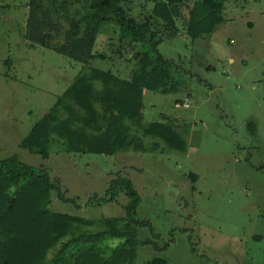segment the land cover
<instances>
[{
  "label": "rangeland",
  "instance_id": "obj_1",
  "mask_svg": "<svg viewBox=\"0 0 264 264\" xmlns=\"http://www.w3.org/2000/svg\"><path fill=\"white\" fill-rule=\"evenodd\" d=\"M31 1L0 0V160L16 156L46 169L72 200L60 201L53 192L50 209L97 222L126 217L129 199L123 192L115 202L103 200L113 180L131 181L141 197L136 219L149 223L139 240L166 247H139L138 263L163 258L169 264H264V0H227L215 32L197 41L179 21L181 34L158 47L176 63L180 87L167 95L147 92L144 122H174L185 151L156 150L146 139L147 151L138 154L69 155L56 145L48 160L20 144L82 65L53 47L29 44ZM128 1L136 18L153 7L149 0ZM196 1L182 6V18H189ZM113 35L109 26L95 51L105 52ZM91 67L123 78L132 69L119 59L96 60ZM121 244L106 240L102 248L108 252Z\"/></svg>",
  "mask_w": 264,
  "mask_h": 264
},
{
  "label": "trees",
  "instance_id": "obj_2",
  "mask_svg": "<svg viewBox=\"0 0 264 264\" xmlns=\"http://www.w3.org/2000/svg\"><path fill=\"white\" fill-rule=\"evenodd\" d=\"M149 1L153 7L144 18L132 16L128 0L30 2L29 44L53 47L82 70L21 142V149L44 160L56 145L69 155L115 156L146 152L145 141L151 139L156 150L185 151L174 122H144V97L147 92L167 95L179 90L176 63L158 50L181 34L178 22L194 41L211 36L223 20L227 0H197L188 19L181 10L188 0ZM109 26L115 27L116 36L107 38L105 52H96L98 37ZM118 59L131 65L128 78L91 67L96 60ZM59 186L44 168L31 167L16 156L0 160V264H169L163 258L137 262L139 247H166L154 239L139 240V230L149 223L136 219L141 197L131 181L113 180L103 200L115 202L123 192L129 199L126 217L99 222L53 212V192L60 201L72 202ZM97 225L102 231L91 233ZM106 240L122 244L106 252Z\"/></svg>",
  "mask_w": 264,
  "mask_h": 264
},
{
  "label": "built area",
  "instance_id": "obj_3",
  "mask_svg": "<svg viewBox=\"0 0 264 264\" xmlns=\"http://www.w3.org/2000/svg\"><path fill=\"white\" fill-rule=\"evenodd\" d=\"M185 107H188V105H187V104H185Z\"/></svg>",
  "mask_w": 264,
  "mask_h": 264
},
{
  "label": "crops",
  "instance_id": "obj_4",
  "mask_svg": "<svg viewBox=\"0 0 264 264\" xmlns=\"http://www.w3.org/2000/svg\"><path fill=\"white\" fill-rule=\"evenodd\" d=\"M146 95V94H145Z\"/></svg>",
  "mask_w": 264,
  "mask_h": 264
}]
</instances>
